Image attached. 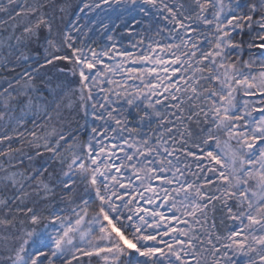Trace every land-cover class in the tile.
<instances>
[{"label":"rangeland","instance_id":"obj_1","mask_svg":"<svg viewBox=\"0 0 264 264\" xmlns=\"http://www.w3.org/2000/svg\"><path fill=\"white\" fill-rule=\"evenodd\" d=\"M148 1L157 17L138 37L75 57L82 152L65 162L57 143L26 138L19 158L46 153L61 188L83 189L46 212L33 181L27 218L5 224L2 242L16 241L7 264H264V0ZM195 98L209 121L207 187L176 151L190 138L177 119ZM214 199L232 223L210 242Z\"/></svg>","mask_w":264,"mask_h":264},{"label":"trees","instance_id":"obj_2","mask_svg":"<svg viewBox=\"0 0 264 264\" xmlns=\"http://www.w3.org/2000/svg\"><path fill=\"white\" fill-rule=\"evenodd\" d=\"M152 6L148 0H0V129L4 132L0 131V264L12 260L7 259L6 250L9 242L12 246L16 242L14 238L2 242L5 224L27 218L25 198L33 181L46 212L76 202L83 189V185L61 188L57 175L49 174L50 167L43 166L46 153L36 151L35 159L26 160L30 154L19 158L28 149L26 138L46 143L44 148L49 150L57 143L65 162L82 152L88 127H84L82 102L74 89L79 81L75 57L108 39L127 43L138 37L149 18L157 17L149 15ZM198 99L187 101L182 120L177 119L183 134L187 132L190 138L182 136L184 144L176 151L188 173L207 187L214 180L206 177L214 176L215 168L206 152L209 121L196 103ZM7 131L24 138L7 140ZM29 162L35 163L37 170L29 168ZM4 177L11 179L7 193ZM207 211V223L214 228H206L208 241L220 240L232 223L229 208L214 199ZM212 248L223 250L219 245Z\"/></svg>","mask_w":264,"mask_h":264}]
</instances>
